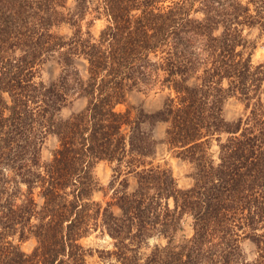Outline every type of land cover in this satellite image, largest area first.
<instances>
[{
  "label": "trees",
  "instance_id": "obj_1",
  "mask_svg": "<svg viewBox=\"0 0 264 264\" xmlns=\"http://www.w3.org/2000/svg\"><path fill=\"white\" fill-rule=\"evenodd\" d=\"M256 33L264 0H0V264H88L93 233L112 240L106 264H264ZM51 61L59 75L46 84ZM133 93L164 100L146 111ZM231 97L246 112L228 122ZM145 124L166 126L162 144L191 167L187 188L153 165Z\"/></svg>",
  "mask_w": 264,
  "mask_h": 264
},
{
  "label": "rangeland",
  "instance_id": "obj_2",
  "mask_svg": "<svg viewBox=\"0 0 264 264\" xmlns=\"http://www.w3.org/2000/svg\"><path fill=\"white\" fill-rule=\"evenodd\" d=\"M91 18L88 17L86 22H89ZM103 20H97L92 24L90 30L96 34L103 26ZM256 38V48L253 52L252 60L254 64H264V33L254 34ZM59 75V67L58 65L51 61L44 65L42 69V80L46 84H50L55 81V79ZM163 96L157 95L152 98H148L142 93H133L129 96L128 104L130 106L142 107L144 110L149 111H157L161 108L163 103ZM84 107V102L79 100L72 105L67 106L61 111V116L63 118L69 117L72 113H76L80 111ZM126 106H120L119 110H125ZM245 105L239 101L235 97H231L225 101L223 107V116L226 121L232 122L242 117L245 114ZM144 128L148 131H152V136L155 142L158 143L157 146V154L153 159V165H164L170 168L173 172V176L176 179V183L179 188H187L191 184V180L188 178V175L191 173L190 165L185 162L180 161L176 156L169 152L166 145L162 144V141L165 138V130L166 126L163 124H157L154 126L144 125ZM56 140L53 137H48L45 141L42 151L41 157L43 161H46L50 152L55 149ZM96 174L104 187H107L111 176H112V165L107 163H102L97 167ZM130 185L131 187L134 185V179L130 177ZM157 240L150 239L148 241V247H145L141 250L142 255H147L150 252L151 247L156 243ZM82 244L86 249H90V255L87 258L88 264H106L104 259L102 260L100 256V252L105 253L107 251L112 250V240L106 236L101 235L99 233H93L87 238L82 240ZM34 245L33 241H28L23 244V249L25 251H30ZM244 250L247 254L251 253V246L248 244L244 245Z\"/></svg>",
  "mask_w": 264,
  "mask_h": 264
}]
</instances>
